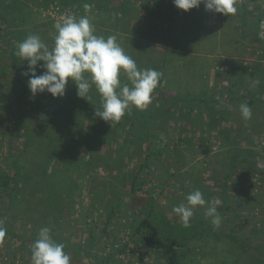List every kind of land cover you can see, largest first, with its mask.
Instances as JSON below:
<instances>
[{"label":"rangeland","instance_id":"1","mask_svg":"<svg viewBox=\"0 0 264 264\" xmlns=\"http://www.w3.org/2000/svg\"><path fill=\"white\" fill-rule=\"evenodd\" d=\"M70 2L74 4L75 0H0V173L13 177L19 172L20 176L12 201L0 185V226L22 236L15 239L5 234L0 241V264H31L33 243L29 240L37 238L42 227L50 228L51 234L56 233L79 250L75 254L67 252L71 264H97L101 256L107 257L124 242L128 248L118 254L123 264L164 263L169 253L156 257L154 251L129 237L130 224L126 223L133 215L139 216V209L151 195L159 204V218L169 232L180 236L192 228L202 230L197 220L202 218V224L206 223L208 204L194 210L188 228L173 210L186 204V196L196 189L209 203L221 200L218 212L222 222L211 229L221 237L204 233L190 239L185 248L187 257L182 260L192 264H251L246 251L234 247L222 234L231 228L235 234L246 235L252 246L264 241V168L257 166L258 160L264 162V39L259 38L264 0H244L243 18L239 4L229 23L224 25L227 19L219 14L218 24L212 28L204 25L203 3L184 11L173 0H136L135 8L122 16L115 11L123 0H105L107 9L101 14L94 8L87 12L75 10ZM68 14L77 19L87 15L98 36L106 39L115 35L138 68L166 65V70H177L173 72L176 79L168 84L174 91L168 92L195 88L201 93L194 111L179 104L167 113L164 130L158 129V117L148 116L161 106L159 92L154 90L147 109L139 110L148 116L149 129L155 134L151 145L162 153L151 157L150 173L140 171L147 181L135 191L130 187L132 174L148 144L139 135V118L135 116L130 127L122 120L112 127L94 117L95 111L93 118L63 110L55 116L54 124L49 119L53 111L76 97L75 83L69 78L63 97L54 98L47 91L33 97L29 77L22 74L28 70V62L16 55L18 42L37 34L51 49L56 35L54 25ZM115 15L124 22L114 29L111 16ZM146 34L159 41L138 39ZM191 61L197 70L186 73ZM43 71L38 67L36 74ZM120 79L128 83L125 74ZM252 80L259 81L255 88L250 86ZM253 93L256 104L251 105L247 101ZM88 95L100 96L94 85ZM242 103L252 110L248 120L241 116ZM222 110L228 112L227 119L221 117ZM63 114L66 120L60 117ZM70 118L81 119L85 132L90 131L89 124L96 123L99 134L94 142L98 151L89 138H81L80 129L67 134ZM108 128L112 132L103 141ZM238 148H243V153L230 170V156ZM53 150L71 160L63 163L53 157ZM74 154L79 158L72 157ZM46 174L52 177L45 179ZM110 204L118 211L107 222ZM63 206L65 209L58 211ZM89 227L97 239L89 249L91 256L84 254Z\"/></svg>","mask_w":264,"mask_h":264},{"label":"clouds","instance_id":"2","mask_svg":"<svg viewBox=\"0 0 264 264\" xmlns=\"http://www.w3.org/2000/svg\"><path fill=\"white\" fill-rule=\"evenodd\" d=\"M243 0H173L174 5L188 11L198 8L202 3L205 9L226 16L234 15L237 6ZM85 11L91 5L84 4ZM56 35L51 49L37 34L28 35L18 42L16 55L20 60H27L28 70L22 73L28 76V87L32 96L47 91L54 98L63 97L69 78L77 87L78 97L88 101L90 88L94 85L101 97V108L95 109V116L113 127L119 123L126 111L132 107L146 110L152 100V93L160 83L161 73L153 68L140 69L134 59L125 53L117 42L115 35L103 36L95 34L90 18L85 15L77 19L73 15H65L54 25ZM259 38L264 39V21L260 22ZM43 61V64H38ZM45 69L37 75V68ZM125 74L128 83H122L120 77ZM258 80H252L250 86L255 88ZM240 113L244 120L252 116L251 108L242 103ZM257 166L264 168V162L257 161ZM208 204L205 215L210 218L214 228L222 222L218 207L221 200L211 203L203 198L199 189L186 196V204L174 207L183 227L191 226L194 210ZM6 229L0 226V241ZM63 243L54 241L51 229L42 227L37 239L31 245V264H71V256L65 251Z\"/></svg>","mask_w":264,"mask_h":264},{"label":"trees","instance_id":"3","mask_svg":"<svg viewBox=\"0 0 264 264\" xmlns=\"http://www.w3.org/2000/svg\"><path fill=\"white\" fill-rule=\"evenodd\" d=\"M135 2H136V0H134V1L133 0H123V2H120L118 4V10H116L115 12L117 13V11H119L122 16H125L127 14V12H129L131 10V8H135ZM86 3L89 5H92L91 9L93 10V8H94V10H97L99 12V14H101L105 9H107V5H105V0H75V2H74L75 5L70 2V6L75 10L79 9V10H82L84 12L85 11L84 4H86ZM130 3H134V4H130ZM243 3H244V0L239 6V12H240L239 14H240V16H242V18H243L244 11L246 12V6ZM114 6L115 5L111 6V10L114 9ZM221 15L223 18L225 17L227 19L226 22H224V20H223V22L225 23V24L223 23L224 25L229 23L232 16H233V15L226 16L223 14H221ZM219 17H220V15H219ZM111 19H112L111 25L114 27V29L116 27H119L118 23L124 22L123 18H118L116 15L111 16ZM144 36H141L142 38H138V39H142V40L146 39L147 40V38L148 39L151 38V43H155V42L159 41L156 38L152 37V34L151 35L146 34ZM130 40L131 39H129L128 41H130ZM163 41L165 43L167 42L165 39ZM188 55H191V54L189 53ZM190 66H191V69L186 71V73H193L194 70H197V66H195L192 63V61H191ZM165 67H167V66L163 65L161 67V65H160V66H157L155 68L156 70H158L161 73L160 83L158 84L157 88L155 89V91L159 92V94H160V96L157 97V99H158V102L161 104V106L156 107L155 112L152 113V115H151V113H148V116H150L151 119L153 117H158V129H160V130H162V129L164 130L166 128L165 122L163 120H165L167 118V113L171 112L179 104H184L188 107L189 111H194L195 110L194 103L197 104L199 102L198 100L201 99V96H200L201 93L199 94V92L195 88L187 89L186 91L184 90L183 92H181L179 90H178V92H176V91L175 92H168V91L172 90V88H170L168 86V84L173 81L172 78L176 79L175 78L176 75L173 74V72H175V71L177 72V70H166ZM259 72L260 71L258 70L257 73L259 74ZM200 75H201V73L199 74V76ZM18 83H19L20 87L23 88V86L20 84V82H18ZM247 90L250 91L249 89H246V91ZM172 91H174V90H172ZM202 95H206V93L202 94ZM229 96H231V94ZM254 96H256L255 93H253L252 98H250L247 101L248 104H251V105L256 104V103H254L255 102ZM90 97H91V100L88 101L87 99L78 97V95H76V97L72 101L63 102L58 107V109H55L53 111V116L49 119L54 124H57V123H55V116L59 117V115L61 114V112L63 110H69V111L73 112L74 116L83 112L86 115H90L91 117H93L92 112L95 111V109L101 108V97L100 96H98L97 98H93L92 96H90ZM261 102L264 104V100H261ZM164 104H167L165 110H164ZM221 113H223V110L221 111ZM227 113L228 112H224L221 117H223V119H227V116H226ZM135 116H137L139 118L140 125H141L139 135H141L143 137V140L147 141L148 144L144 148L143 158L141 159V162H140V165H139L137 171L132 174V178H131L132 181H131L130 187H131V190H134V191L138 188H141L143 183L145 181H147L146 177H144L140 171L144 170L147 174L150 173L149 170L151 168V163L153 162V159H151V157L162 153L161 151H159L160 148H155L154 146L151 145L152 142H154L155 134L154 135L151 134V131H150L149 125H148V121H147L148 116H146L145 113H142L139 110H135V108L133 109V107H132L130 111H126L125 115L122 117L121 120L123 121V123L128 124V127H130V125L134 122ZM60 117L62 120H66L64 114L61 115ZM94 117H96V116L94 115ZM160 120H161V122L159 123ZM68 124L70 126L68 128H66V130H65L67 132V134L73 135L77 129H80L81 133H82L81 138L83 136H85L87 140L89 138L92 141L91 143L93 144V148H95L94 150L98 151V148L95 146V142H96L95 139H97V137H95V136L97 135V133L99 134V131H97V125L95 122L89 124L90 131H88V132H85V130H83V128L81 127L83 124V121L81 119L76 120L75 118H70ZM110 132H112V131H110V129L108 128V130L104 133L106 138L103 139V141H106L108 139V135ZM28 142L33 143L32 139H28ZM51 142H52L51 144L54 145L55 139H53ZM242 149L243 148H241V149L238 148L235 150L234 154H231L230 160H229L230 170L236 164L238 157L243 153ZM52 155H53V157L56 156L59 159H61V161L63 163H68L71 160L66 155L65 156L60 155V153L57 150H53ZM72 157H76V159L79 158L78 156H75V154ZM13 165H14V167H16V169L19 168L17 164L13 163ZM66 169H67V167H66ZM19 177H20L19 172L15 173V175L13 177H10V176H7L3 173H0L1 188L6 192L7 196L9 197V199L11 201L14 200L16 197V192L18 191V190H16V188L18 187V183H19L17 180L19 179ZM46 177H45V179H50L52 177V175L51 176L47 175ZM226 177L227 178L230 177V174L227 173ZM11 183L14 184V186H11L10 185ZM136 184H138V185H136ZM224 185H225V182H224ZM222 191H223V194H225V188L224 187H223ZM67 202H68V200H67ZM224 203H226V202L224 201ZM157 205H159V204L157 203L156 198L154 196H151V195L148 196V198L146 200V204L139 209V213H138L139 216L133 215V219L126 223V225L130 224L129 225V229H130L129 237L131 239H133L134 241L141 242L144 245V247H146L147 249H151L152 251H154L155 252L154 254L156 257H160V255L164 252L169 253L166 256L164 263H160L157 261L155 263L149 262L146 264H192V263H189V262L182 260V259H184V257H187V253H186L185 248H186V245L190 239H194L195 237H201L204 235V233H207V235H212L213 237L217 236V238L221 237V235H216V234H213L211 232L212 231L211 229L213 228V226L210 223V218H207V217H205V220H204V221H206V223H203V224L201 222L202 218H198V220H197L198 224H201L202 230L198 231V229L192 228V229H190L191 231L187 232V234L180 235V236H178L177 234H175L173 232H169V229L164 228L163 224L161 223V220L159 218L160 210L157 209ZM224 205H222V206H224ZM64 209L65 208L63 206L58 211L62 212ZM117 211H118V208H116L114 204H110L109 208L106 210L107 222L112 216H114L116 214ZM261 228H258V229H261ZM103 229H104V234H106L105 227ZM228 231L229 232L223 233L222 235L223 236L226 235V237L228 239H230V241L232 242L234 247L240 248L241 250L246 251L248 263L251 262V264H264V241L259 243V244H255L252 246L249 244L248 237L246 235H244L243 233L235 234L231 230V228ZM6 233L9 236L15 237V239H20L22 237L20 234H15L9 230L8 231L6 230ZM51 235H52V238L54 239V241H56L57 243H63L65 245L64 251L66 253L67 252H74V254H75V253L79 252L78 249H75L74 245L72 246V245L66 243L63 239H61L59 236H57L56 233L55 234L52 233ZM137 235L140 238L136 237ZM153 236H156V238L154 239ZM87 237H88V240L85 244L86 246H85V251H84L85 253L84 254L87 256H91V254L89 253V252H91V250H89V249L97 241L96 237L93 234V229L91 227H89L87 230ZM36 239L37 238H34L31 241L29 240V243H33ZM71 247H74V249H71ZM127 248H128V244H127V242H124V244L119 246L116 251L108 253L107 257L101 256L100 260L98 259L97 264H109V263L110 264H123L124 260H121L120 258H118V254ZM249 248H251V250L248 251Z\"/></svg>","mask_w":264,"mask_h":264},{"label":"built area","instance_id":"4","mask_svg":"<svg viewBox=\"0 0 264 264\" xmlns=\"http://www.w3.org/2000/svg\"><path fill=\"white\" fill-rule=\"evenodd\" d=\"M218 20H219V13H214L212 11H208L205 9L203 22L206 27L212 28L216 26L218 24Z\"/></svg>","mask_w":264,"mask_h":264}]
</instances>
